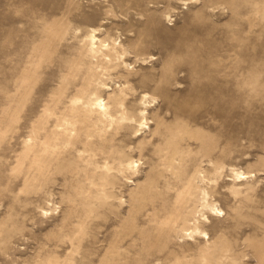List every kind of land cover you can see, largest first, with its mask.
Listing matches in <instances>:
<instances>
[{
	"label": "rangeland",
	"instance_id": "rangeland-1",
	"mask_svg": "<svg viewBox=\"0 0 264 264\" xmlns=\"http://www.w3.org/2000/svg\"><path fill=\"white\" fill-rule=\"evenodd\" d=\"M108 263L264 264V0H0V264Z\"/></svg>",
	"mask_w": 264,
	"mask_h": 264
},
{
	"label": "bare ground",
	"instance_id": "bare-ground-1",
	"mask_svg": "<svg viewBox=\"0 0 264 264\" xmlns=\"http://www.w3.org/2000/svg\"><path fill=\"white\" fill-rule=\"evenodd\" d=\"M94 37L92 38V39H96V37H95V35H93ZM98 38V37H97ZM100 39V38H99ZM101 40V39H100ZM104 100H101V99H97L96 100V104L97 105H99V106H101V104H102V102H103ZM104 109V108H103ZM105 116V115H104ZM107 116V115H106ZM135 162V161H134ZM245 177H247V175H245ZM205 193V194H204ZM204 200L205 201H203V203H205L204 205H202V207L203 208H205V209H202V210H205V211H207V210H211V213L213 214V215H215V216H217V215H219L223 210L220 208V207H218L217 206V203H216V206L215 205H211L209 202H208V196H209V194L208 193H206L205 191H204ZM202 200V199H201ZM200 206V205H199ZM200 212V211H199ZM210 213V212H209ZM207 214V213H202V220L203 221H206V222H209L210 221V214ZM197 214V213H196ZM201 214V213H200ZM201 216V215H200ZM189 222V221H188ZM195 223L197 222V221H194ZM191 223H192V221H191ZM199 224H200V222H199ZM199 224H197V225H199ZM192 225V224H191ZM201 225V224H200ZM194 228V227H193ZM188 229H190V227L188 228ZM188 229H187V231H188ZM190 232H192L194 235H198L201 239H207V240H209V239H211V237H210V235H209V233L206 231V230H204L203 228H201V227H196L195 229H193L192 231H190ZM198 238V237H197ZM219 247H221V245L219 246ZM209 249H210V247H209ZM222 249V248H221ZM109 264V263H108Z\"/></svg>",
	"mask_w": 264,
	"mask_h": 264
}]
</instances>
